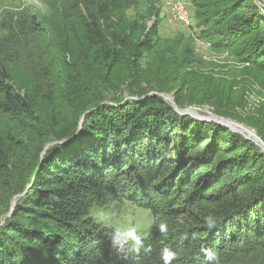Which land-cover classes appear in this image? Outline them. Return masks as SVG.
<instances>
[{"label": "trees", "instance_id": "1", "mask_svg": "<svg viewBox=\"0 0 264 264\" xmlns=\"http://www.w3.org/2000/svg\"><path fill=\"white\" fill-rule=\"evenodd\" d=\"M125 1L98 0L91 8L84 0L72 15L88 61H75L74 48L59 46L72 107L67 118L42 130L34 126L41 120L33 95L39 70L29 91L14 78L18 58L9 51L36 34L44 42L48 31L18 20L0 39V121L37 135L28 145L13 128L0 134V264H165L166 250L174 254L168 264H264V154L248 150L258 147L218 123L181 121L160 96L135 92L146 98L123 101L114 95L129 83L171 89L149 72V62L141 69L137 49L144 44L134 42L139 26L126 20ZM204 1L220 12L204 20L219 27L216 43L245 46V56L264 67V15L256 2ZM45 91L37 95L51 98L54 90ZM105 101L125 103L99 106ZM91 107L78 136L52 147L39 163L44 146L72 134ZM115 197L150 212L147 236H123L93 217Z\"/></svg>", "mask_w": 264, "mask_h": 264}, {"label": "rangeland", "instance_id": "2", "mask_svg": "<svg viewBox=\"0 0 264 264\" xmlns=\"http://www.w3.org/2000/svg\"><path fill=\"white\" fill-rule=\"evenodd\" d=\"M83 1L0 0V39L7 36V28L18 20L28 29L48 31V38L44 42L36 34L35 37L25 40L17 51H9L13 60L18 58L11 67V72L15 79L25 83L29 91H34L33 80L39 70V88L33 94L36 114L41 118L38 126H34L39 130L51 125L54 119L59 122L67 118L66 113L72 107L66 101L70 90L64 87L66 71L59 46L62 44L74 48L75 61H88V54L79 47L78 25L72 17L77 8L84 7ZM85 1L92 8L98 0ZM171 1L177 0H126L125 4L129 5H122L129 6L123 12L126 20L136 27L139 26L134 42L138 45L144 44V47L137 49L141 69L146 70L149 62V72H154L157 77L162 76L171 89L160 92L150 90L152 88L146 83H129L120 86L114 95L118 94L123 101H142L146 97L138 96L135 92L165 93L178 108L170 100L162 99L180 116L181 121L192 118L196 121L218 123L211 118L219 116L253 131L264 142V67L256 62L255 57L248 59L245 56V46L224 48L216 43L219 27L206 25L204 20L207 14L218 16L220 12L217 9L208 10L206 1L183 0L190 7L187 25L176 20L170 13L168 4ZM256 4L264 15V8L260 6L264 4V0H258ZM10 45L13 47V44ZM259 62L264 63V57ZM86 68L83 66L81 69ZM167 68L170 69L169 73L159 74L160 69ZM42 70H47V74ZM45 88L54 90L51 98L37 95L38 90L46 93ZM178 109L183 113L178 112ZM224 127L242 134L229 126ZM9 128H13L28 145L37 141V135L29 126H21L7 118L0 121V134H4ZM242 135L258 147V150L248 147L253 155L264 154L263 148L253 137ZM7 198L9 199L5 195V199ZM16 200V196L10 198L12 203ZM92 215L98 222H103L126 237L130 235L140 239L147 236L153 228L150 212L125 198L111 199L107 204L96 207Z\"/></svg>", "mask_w": 264, "mask_h": 264}, {"label": "water", "instance_id": "3", "mask_svg": "<svg viewBox=\"0 0 264 264\" xmlns=\"http://www.w3.org/2000/svg\"><path fill=\"white\" fill-rule=\"evenodd\" d=\"M256 2H258V0H255ZM260 6H262L264 8V4H261ZM146 96H160L166 100H170L172 102V105H174L175 108H178L175 104V102L171 99V97L165 93H160V92H150L148 93ZM145 96V97H146ZM135 97V96H134ZM126 99H134L132 97H126ZM125 99V100H126ZM104 104H112V105H116L117 103L116 102H111V101H105V102H101L99 104V106L101 105H104ZM96 107H91L90 109H87L85 110L80 116H79V120H78V124H77V128L73 131L72 134L70 135H67L61 139H58V140H54L52 142H49L47 143L45 146H44V149H43V152L41 154V157H40V162L39 163H42L44 161V157L45 155L47 154V151L50 150L52 147H54L55 145H64L70 141H73L77 136L78 134L81 132L82 130V126L85 122V119L87 117V115L92 112ZM178 112L180 113H183V111H179L178 109ZM211 120H214V121H217L218 123H221L223 124L224 126H229L230 128L234 129V130H238L239 132H241L242 134H247V138L249 137H253L254 140L256 142L259 143V145L261 146V148H263L264 150V142L262 141V139H260L259 137H257L253 131H249L247 128H244L236 123H233L227 119H224L222 117H219V116H213L211 118Z\"/></svg>", "mask_w": 264, "mask_h": 264}, {"label": "built area", "instance_id": "4", "mask_svg": "<svg viewBox=\"0 0 264 264\" xmlns=\"http://www.w3.org/2000/svg\"><path fill=\"white\" fill-rule=\"evenodd\" d=\"M170 13L179 22L187 25L190 19V7L183 0L171 1L168 4Z\"/></svg>", "mask_w": 264, "mask_h": 264}, {"label": "clouds", "instance_id": "5", "mask_svg": "<svg viewBox=\"0 0 264 264\" xmlns=\"http://www.w3.org/2000/svg\"><path fill=\"white\" fill-rule=\"evenodd\" d=\"M214 226H215V222L212 221V220H209L208 221V227L212 228ZM173 255H174L173 253H171V252H169L167 250L163 253V259L165 261V264H168V262L173 258ZM206 255H207L208 259H213L214 258V253L208 252Z\"/></svg>", "mask_w": 264, "mask_h": 264}]
</instances>
